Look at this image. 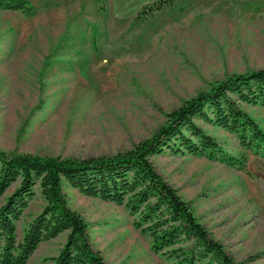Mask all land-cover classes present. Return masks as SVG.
<instances>
[{
  "label": "rangeland",
  "instance_id": "obj_1",
  "mask_svg": "<svg viewBox=\"0 0 264 264\" xmlns=\"http://www.w3.org/2000/svg\"><path fill=\"white\" fill-rule=\"evenodd\" d=\"M0 9V149L90 158L129 150L168 114L218 80L264 70V0H177L137 19L154 0H29ZM264 129V108L241 104ZM243 168L187 152L152 157L157 171L237 262L264 264V157L196 120ZM15 186L0 197V206ZM110 264H170L125 205L63 185ZM39 185L17 223L24 236L42 211ZM68 232L40 244L27 264H53Z\"/></svg>",
  "mask_w": 264,
  "mask_h": 264
},
{
  "label": "trees",
  "instance_id": "obj_2",
  "mask_svg": "<svg viewBox=\"0 0 264 264\" xmlns=\"http://www.w3.org/2000/svg\"><path fill=\"white\" fill-rule=\"evenodd\" d=\"M176 1L154 0L136 18ZM0 9L31 12L33 6L29 0H0ZM243 103L264 108V70L216 81L171 111L151 137L116 154L81 159L0 149V197L15 186L0 206V264H27L41 243L63 232H68L67 240L51 258L53 264H110L92 245L85 218L69 206L65 183L87 196L125 205L135 227L151 238L152 250L170 264H242L197 219L191 203L157 171L152 157L187 152L243 168L246 159L227 152L198 125V118L235 134L246 150L264 157V129ZM37 185L46 203L20 238L17 223Z\"/></svg>",
  "mask_w": 264,
  "mask_h": 264
}]
</instances>
